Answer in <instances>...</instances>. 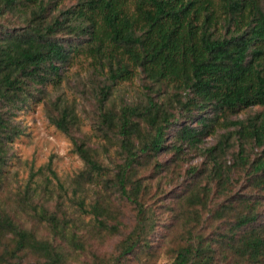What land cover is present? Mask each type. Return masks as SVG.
<instances>
[{
	"label": "trees",
	"instance_id": "1",
	"mask_svg": "<svg viewBox=\"0 0 264 264\" xmlns=\"http://www.w3.org/2000/svg\"><path fill=\"white\" fill-rule=\"evenodd\" d=\"M62 1L0 0V198L27 130L21 114L49 85L59 89L79 56L104 79L97 141L76 136L81 118L61 97L49 118L84 163L72 182L85 197L76 213L59 191L0 204V264H79L77 253L81 264H153L159 227L171 264H264V0ZM136 78L143 98L116 96ZM200 152L202 163L190 164ZM24 204L30 227L19 219ZM100 235L119 238L112 255L96 247Z\"/></svg>",
	"mask_w": 264,
	"mask_h": 264
},
{
	"label": "rangeland",
	"instance_id": "2",
	"mask_svg": "<svg viewBox=\"0 0 264 264\" xmlns=\"http://www.w3.org/2000/svg\"><path fill=\"white\" fill-rule=\"evenodd\" d=\"M74 0H63L60 4L62 9H68L75 5ZM92 61L86 56H79L71 66H68L65 72V80L59 89L49 85L47 87L46 98L43 102H34L27 110L21 114V118L27 125L25 135L21 136L14 145L15 156L12 160V166L9 169V174L5 182V190L1 191L0 204L15 206L16 202L25 197L31 200V202H44L51 201L52 197L56 198V193L52 195V191H59L62 194L65 204L70 206L69 210L72 213H76L77 208L76 201L85 197L74 196L73 194V179L84 168V163L78 154L73 152V144L69 137L56 128L50 121L49 115L52 111L50 108L51 102H55L58 98H62L64 101H68L69 104H75L77 112L82 121L81 130L76 133V136L90 137L92 141H97L96 132L94 130L93 119L97 111L95 97L99 87L103 85L104 79L99 77L94 72ZM144 82L138 78L131 82H126L120 85L118 94L122 95L123 99L134 101L140 100L144 97ZM115 96V97H116ZM120 102V99L117 98ZM246 113L241 114L244 117ZM236 119V118H232ZM226 131L220 129L215 136H211L204 140L201 148L210 147L217 143L219 136ZM110 154L115 156V148H109ZM166 158H170L169 155ZM204 157L200 153H192L188 158L190 164L202 163ZM231 151L227 154V160H231ZM50 164L52 170L56 173L58 181L51 176L50 172L46 170V166ZM187 167V166H186ZM185 167V168H186ZM44 168V169H43ZM42 170V172H40ZM180 177L176 175L172 179V182ZM47 178L51 179L52 183L44 190L47 183ZM183 178L180 180L182 181ZM171 182V183H172ZM166 184V190L169 187V181ZM29 185V186H27ZM58 185L63 187L60 188ZM29 187V190H27ZM173 187V185H172ZM29 191V192H28ZM9 195L10 202L6 203L5 198L2 196ZM169 195V194H168ZM93 196V191L90 189L87 193V202L90 197ZM75 198V199H74ZM26 204L21 205L19 219L27 227H30L33 223L31 219L30 210H27ZM27 210V211H26ZM75 216L79 214H74ZM82 217L89 221L90 215ZM124 217V223H130L132 215L128 212ZM126 227L123 228V231ZM166 230L163 227L158 228V233L154 238L156 245L158 246V254L156 262L153 264H171L172 257L168 253V247H170L172 240H166L167 244L161 247L164 238L162 235L166 234ZM96 247L102 254L112 255L114 246L118 243V237H110L107 235H100L96 240ZM76 261L81 264L85 261L83 256L78 253L75 254ZM124 264H146L144 261L133 260L131 262H125Z\"/></svg>",
	"mask_w": 264,
	"mask_h": 264
}]
</instances>
